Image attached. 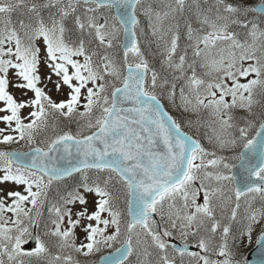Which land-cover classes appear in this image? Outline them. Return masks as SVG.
<instances>
[{
  "label": "snow or ice",
  "instance_id": "snow-or-ice-1",
  "mask_svg": "<svg viewBox=\"0 0 264 264\" xmlns=\"http://www.w3.org/2000/svg\"><path fill=\"white\" fill-rule=\"evenodd\" d=\"M0 123V264H264V0H0Z\"/></svg>",
  "mask_w": 264,
  "mask_h": 264
},
{
  "label": "rangeland",
  "instance_id": "rangeland-1",
  "mask_svg": "<svg viewBox=\"0 0 264 264\" xmlns=\"http://www.w3.org/2000/svg\"><path fill=\"white\" fill-rule=\"evenodd\" d=\"M251 1H255V0H248V2H251ZM16 95H17V98H19V94L17 93ZM29 95L31 96L32 94L29 93ZM53 98H54V99H57V100H59V99H63V97H60V96H53ZM162 101L166 104V106H167V108L170 110V112H174L175 115L178 116V113H176L175 109H173V108H171V107L169 106L167 100H162ZM82 103H83V101H82ZM81 110H82V109H81ZM2 127H4V124H3V123H0V128H2ZM190 134H192V133L190 132ZM203 142L206 144V141H203ZM14 145H15V144H14ZM14 145H11V146H14ZM19 145L28 148L26 145H24L23 142H21V144H19ZM198 202L202 203V197H201L200 200H198ZM256 204H257V206H259V201H257ZM9 215H10V214H9ZM77 232H79V229H77ZM81 239H82V237H81ZM78 242H79V241H78ZM255 244H256V242H255V237H254L253 242H252L251 244L247 243V240H246V238H245V242H244V244L240 245L239 248H238V253H239V254H238V256H237V259L246 258L248 252L254 247ZM25 247H26V248H31V245L29 244V245H26ZM110 251H113V250H112V249H105V250L103 251L102 254L104 255L105 253H108V252H110ZM98 255H100V254H98Z\"/></svg>",
  "mask_w": 264,
  "mask_h": 264
},
{
  "label": "water",
  "instance_id": "water-1",
  "mask_svg": "<svg viewBox=\"0 0 264 264\" xmlns=\"http://www.w3.org/2000/svg\"><path fill=\"white\" fill-rule=\"evenodd\" d=\"M162 102V101H161ZM164 110L165 111H167V109L165 108V106H164ZM168 112V111H167ZM169 113V112H168ZM170 114V113H169ZM29 151V150H28ZM20 152H27V151H20ZM75 175V174H74ZM172 243H175L176 245H177V247H182V244L179 242V241H177V240H174V241H172ZM258 248H259V246L256 244L249 252H248V254H247V260L249 261V264H252V262L254 261V260H256L258 257H257V251H258ZM194 248H190V250H193ZM107 255H109V253L108 254H106L105 256H107Z\"/></svg>",
  "mask_w": 264,
  "mask_h": 264
},
{
  "label": "trees",
  "instance_id": "trees-1",
  "mask_svg": "<svg viewBox=\"0 0 264 264\" xmlns=\"http://www.w3.org/2000/svg\"><path fill=\"white\" fill-rule=\"evenodd\" d=\"M250 3V2H249ZM250 4H252V3H250ZM166 105V104H165ZM167 107V106H166ZM168 109V108H167ZM169 110V109H168ZM169 112H170V110H169ZM174 117H176V115H175V113L174 112H170ZM61 127H64V125L63 124H61ZM72 127V129L74 130L75 129V126L73 125V126H71ZM65 130H67V129H65ZM49 134H51V130H49ZM12 149H14V150H24V149H26V147H24V146H21V145H14V146H8V150H12Z\"/></svg>",
  "mask_w": 264,
  "mask_h": 264
}]
</instances>
